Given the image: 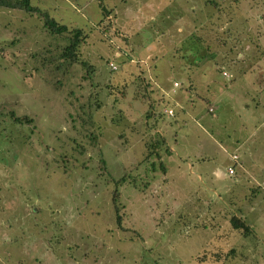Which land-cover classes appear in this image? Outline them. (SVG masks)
<instances>
[{
	"label": "rangeland",
	"instance_id": "obj_1",
	"mask_svg": "<svg viewBox=\"0 0 264 264\" xmlns=\"http://www.w3.org/2000/svg\"><path fill=\"white\" fill-rule=\"evenodd\" d=\"M148 1L30 0L86 34L63 77L68 35L0 8V264H264V0H165L161 30Z\"/></svg>",
	"mask_w": 264,
	"mask_h": 264
},
{
	"label": "trees",
	"instance_id": "obj_2",
	"mask_svg": "<svg viewBox=\"0 0 264 264\" xmlns=\"http://www.w3.org/2000/svg\"><path fill=\"white\" fill-rule=\"evenodd\" d=\"M0 8L24 11L29 14H32V13L37 14L41 16V18L44 20L45 27L48 28L52 33L63 32L68 35L69 44L66 45L57 56L48 58L47 65H44L43 63L46 59L44 61H41V67L48 74L49 73L56 74V75L60 74V76L63 77L67 72V68L70 65L76 64V63H79L85 69L90 68V67H86V64L82 60H78V57H77V48L79 44L83 42L86 36V34H84L82 30L67 29L63 25H58L56 22H54V20L50 19L43 11L39 10L38 8L34 6H31L30 0H0ZM151 116L152 114L148 112L145 115L146 121L151 119ZM14 122L18 124H21V123L26 124V123H29L30 120L25 117H21V118L14 119ZM156 137L157 138L153 142H151L150 145H148V143L145 145L146 148L151 149V147H154V149H156V148L163 146L164 141L162 137L160 136V134H156ZM150 153L151 152L149 151V154L147 155V157L150 155ZM112 181L113 180L111 178H108V180H106L108 184ZM111 196H112L111 205L113 209L112 211L115 217L117 218V221H119L120 216L118 215V210L116 208V205L118 202L117 201L118 192L114 191L111 194ZM229 221L234 230H241L243 234H246V235L249 234L250 232L249 227L244 222L239 220L238 218L233 216L231 217Z\"/></svg>",
	"mask_w": 264,
	"mask_h": 264
},
{
	"label": "crops",
	"instance_id": "obj_3",
	"mask_svg": "<svg viewBox=\"0 0 264 264\" xmlns=\"http://www.w3.org/2000/svg\"><path fill=\"white\" fill-rule=\"evenodd\" d=\"M122 2H124V1H122ZM145 3L146 2L143 1L142 5L145 4ZM147 3H149L150 6H152L154 3L156 4L155 7H154V11L155 12L153 14H150L148 16L147 20L144 21V22H146L148 24L150 23V25L152 24L153 27H156L159 30H161V28L166 29V27L168 26V23H169V19H170L169 15H171V11L170 12L167 11L168 6H166V1L165 0H157V1L156 0H149ZM165 7H166V9H165ZM125 11H126V9L123 8V10H121V14H118V12H116L117 14H115V12L113 14L111 13L115 17L114 21H116V23H118L117 28L119 30H122V34H120V35L118 34V35H119V37L124 38L125 32L127 33V31H129V32H131L133 34V36L137 37L138 36L137 31H140V30H142L145 27L147 28V26H144V23L142 21V23H140V26H138L137 30H135L134 29V23L137 21V19H135V16H137V13L132 18V16H126V13H123ZM175 11L178 12L177 9H175ZM104 16H105V19L107 21H109L110 16H107V15H104ZM183 25L184 24H181V26L178 25L177 26V31H179L182 28ZM160 43H161V45H163L164 44L163 40L161 42H159V44ZM174 84H173V88H172L171 92H175V88H177V85L174 86ZM235 160H237V158L234 159L233 161H235ZM228 169H230V167ZM227 174L230 175V176L234 175L233 171H232L231 174H229V173H227ZM227 191L230 192L229 190H227Z\"/></svg>",
	"mask_w": 264,
	"mask_h": 264
},
{
	"label": "built area",
	"instance_id": "obj_4",
	"mask_svg": "<svg viewBox=\"0 0 264 264\" xmlns=\"http://www.w3.org/2000/svg\"><path fill=\"white\" fill-rule=\"evenodd\" d=\"M112 68H113V67H112ZM222 75H223L224 78H228V77L226 76L225 73H223ZM176 85H177V84L175 83L174 86H176ZM164 112H165L168 116H172V111H171V110H169V111H164ZM233 158H235V157H233ZM228 173L231 174V173H232V169H229V170H228Z\"/></svg>",
	"mask_w": 264,
	"mask_h": 264
}]
</instances>
